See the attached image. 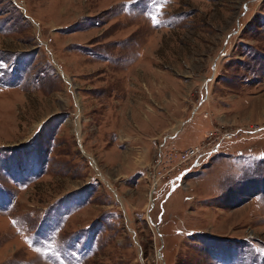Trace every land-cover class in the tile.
I'll return each instance as SVG.
<instances>
[{
  "label": "rangeland",
  "instance_id": "1",
  "mask_svg": "<svg viewBox=\"0 0 264 264\" xmlns=\"http://www.w3.org/2000/svg\"><path fill=\"white\" fill-rule=\"evenodd\" d=\"M0 264H264V0H0Z\"/></svg>",
  "mask_w": 264,
  "mask_h": 264
},
{
  "label": "built area",
  "instance_id": "2",
  "mask_svg": "<svg viewBox=\"0 0 264 264\" xmlns=\"http://www.w3.org/2000/svg\"><path fill=\"white\" fill-rule=\"evenodd\" d=\"M222 141H223V140H222ZM222 141H218L217 143H215L214 146L212 147V149L215 148V147L220 146L221 143H222ZM209 150H210V149H209ZM205 152H206V151L203 150V151H200V152L196 153L195 156H194V160L197 159L198 157L202 156Z\"/></svg>",
  "mask_w": 264,
  "mask_h": 264
}]
</instances>
